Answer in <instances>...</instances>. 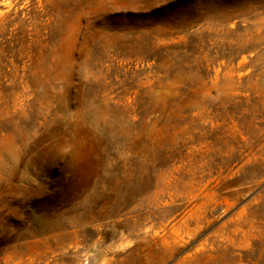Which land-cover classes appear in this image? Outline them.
Returning a JSON list of instances; mask_svg holds the SVG:
<instances>
[{"label": "rangeland", "instance_id": "obj_1", "mask_svg": "<svg viewBox=\"0 0 264 264\" xmlns=\"http://www.w3.org/2000/svg\"><path fill=\"white\" fill-rule=\"evenodd\" d=\"M0 264H264V0H0Z\"/></svg>", "mask_w": 264, "mask_h": 264}]
</instances>
